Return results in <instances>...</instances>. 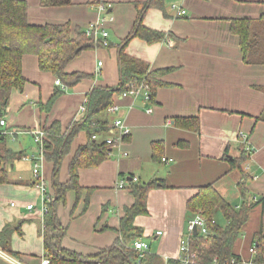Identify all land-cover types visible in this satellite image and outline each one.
I'll return each mask as SVG.
<instances>
[{
	"label": "crops",
	"instance_id": "0c3cea01",
	"mask_svg": "<svg viewBox=\"0 0 264 264\" xmlns=\"http://www.w3.org/2000/svg\"><path fill=\"white\" fill-rule=\"evenodd\" d=\"M24 1L30 25L68 23L85 31L100 22L108 33V48L84 51L65 66L66 74L85 75L73 86L62 81L56 86L57 78L41 72L35 56L22 59L26 84L11 93L4 116L6 128L34 130L56 122L64 134L84 117L79 108L93 88L118 85L119 43L138 23L136 2L146 0H70L68 6L49 8L41 7L40 0ZM100 5L104 12L99 11ZM172 6L182 9L184 15L176 17ZM163 8L164 13L148 9L141 25L164 33V39L147 44L133 38L125 54L146 63L150 71H169L156 79L159 85L153 87L151 103L114 94L113 105L118 110H107L102 119L110 127L122 120L130 135L111 146L109 158L98 167L80 170L81 189L67 192L64 202L58 203L55 215L64 233L60 246L83 257L111 247L120 237L123 210L134 203L131 187L155 181L158 186L146 196L147 214L133 219V227L139 230L134 240L148 244L146 262H178L180 242L188 238L187 225L195 216L186 204L199 188L212 184L236 210L244 201L260 202L248 213L246 224L255 218L254 227L246 229L234 245L243 264H250L254 255L249 249L256 244L259 231L264 240V93L259 90L264 85V66L244 63L240 37L232 25L249 20L254 39V28L264 16V0H163ZM56 91L61 93L50 110L42 113L45 110L40 106ZM147 109L151 112L146 113ZM177 118H197L198 129L179 127L173 122ZM240 134L246 136L251 153L243 150ZM14 140L16 149L7 148L21 158L7 164L8 181L0 183V233H7V248L15 256L0 247V264H41L46 258L41 194L34 186L30 164L22 159L31 149V140L24 133ZM86 140L80 132L71 142L61 162L60 183L67 181L70 160ZM233 159L241 160L240 167L232 168ZM52 167L44 160L41 173L53 197ZM122 181L124 188L120 189ZM28 205L34 208L27 210ZM219 217L225 226L226 220L216 210L217 225Z\"/></svg>",
	"mask_w": 264,
	"mask_h": 264
},
{
	"label": "trees",
	"instance_id": "16d2710c",
	"mask_svg": "<svg viewBox=\"0 0 264 264\" xmlns=\"http://www.w3.org/2000/svg\"><path fill=\"white\" fill-rule=\"evenodd\" d=\"M70 0H40V6L65 7ZM138 23L131 33L119 43L118 65L119 83L116 87L93 88L87 96V105L84 117L80 122L72 124L66 133L62 134L56 122L49 126L40 127L45 132L44 157L45 161L52 163V189L54 199L47 204L42 215V238L44 251L49 264H151L146 262L149 253L139 258V253L130 246V242L139 234V230L132 225L133 219L138 215L147 214L146 196L150 189L156 188L157 182L131 187L134 203L130 208L123 210L120 219L119 236L113 245L100 250L96 255L83 257L65 251L60 246L64 235L56 215L55 208L58 203L64 202L69 191L78 193L81 189L78 183V173L82 169L98 167L109 158L111 146L105 144L104 139L111 137L113 125L110 127L102 116L114 103V94L123 91L128 83L146 81L151 86V102L154 97L155 86L159 85L158 77L167 70L150 71L149 66L125 54L127 43L137 38L147 44L160 42L165 34L141 25V19L148 9H158L164 13L163 0H146L136 2ZM27 3L24 0H0V120L6 114L10 96L13 91H21L26 84L22 75V59L24 56H35L38 69L41 72L52 73L59 82L73 86L85 77L83 74H66L65 66L84 51L102 48L100 44L87 38L85 31L78 27L71 28L70 24L30 25L27 21ZM249 20L236 21L232 31L240 37V47L243 61L247 65L264 66V16L254 28V39L251 37ZM264 93V85L259 87ZM54 92L49 101L40 106L41 110L48 112L60 94ZM173 122L183 129L196 131L197 118H177ZM0 130V183H7V164L21 158V154L12 152L7 148V137ZM84 132L87 140L79 146L73 154L68 165V179L65 183L58 181L61 162L68 154L71 142L80 133ZM96 136V140L91 137ZM99 136L103 139L99 140ZM125 138H123L124 140ZM122 140V141H123ZM244 154V151L242 152ZM244 156V155H243ZM242 157V156H241ZM245 157L242 158V162ZM241 160L233 159L232 168L240 167ZM161 183V182H159ZM162 184V183H161ZM163 185V184H162ZM260 202L244 203L239 210L229 205L216 191L212 184L199 188L197 194L188 200L187 211L199 214L204 222L207 234H189L187 241L189 251L195 254L190 264H243L242 258L234 252V245L241 236L247 222L250 209ZM219 210L226 220L224 227L217 225L213 214ZM255 254L250 264H264V240L261 232L256 234ZM133 242V241H132ZM7 233H0V247L6 254L15 256L7 248ZM180 264L179 262H169Z\"/></svg>",
	"mask_w": 264,
	"mask_h": 264
},
{
	"label": "built area",
	"instance_id": "2783aa9c",
	"mask_svg": "<svg viewBox=\"0 0 264 264\" xmlns=\"http://www.w3.org/2000/svg\"><path fill=\"white\" fill-rule=\"evenodd\" d=\"M99 11L104 12L105 8L103 5H100L98 7ZM172 9L175 10L176 17H180L184 15V11L180 8H176V6H172ZM85 34L87 38H90L93 40V42L100 44L102 48H108L109 42L107 40L108 33L101 29L100 22H95L94 24L88 26L85 30ZM98 67H101V63H98ZM56 86H60V82L57 80L55 82ZM151 86L146 81H140L138 83H128L125 85L122 92L119 93L120 99H124L127 97L130 98H139L143 103L148 104L151 103ZM86 104L87 100H84L83 104L80 106L79 111L81 113H85L86 111ZM108 110L112 113H115L118 110V107L115 105H112ZM150 109L146 110V113H150ZM169 123V122H168ZM6 122L4 117L0 120V130L1 133L6 136L12 137L14 140L17 135L19 134H27L30 137L32 148L30 151L23 156V160L27 161L30 164L31 167V173L33 177V183L36 189L39 190L41 194V208L40 213L43 215V213L47 209V204L51 202L52 197L47 191L45 180L42 176V165L44 163L45 157H44V139H45V132L41 129H34V130H9L6 128ZM113 129L115 130V134L111 137H107L104 139L105 144L110 146H118L121 144L123 138L130 135V131L126 125L122 122V120H115L113 123ZM93 140H96V136L91 137ZM241 143L243 146V150L251 153L252 148H250L248 141L246 140V136L243 134H240ZM132 181H136V179H132ZM118 188L123 189L124 188V182H120L118 185ZM27 210H32L33 205H28L26 207ZM196 229L197 233H200L202 235H206V227L205 222L203 218L199 214H195V216L189 220L187 225V231L189 234L192 233V231ZM158 235L160 233H157ZM132 247L134 250H136L139 253V258H143L145 253L148 251V244L140 239L134 240L132 243ZM249 253L251 255L255 254V245H252V247L249 249ZM195 258V254L191 253L189 251L188 247V241L182 240L179 245V257L178 262L180 264H190L191 261ZM41 264H49V260L47 258H44L41 262Z\"/></svg>",
	"mask_w": 264,
	"mask_h": 264
},
{
	"label": "rangeland",
	"instance_id": "374dc122",
	"mask_svg": "<svg viewBox=\"0 0 264 264\" xmlns=\"http://www.w3.org/2000/svg\"><path fill=\"white\" fill-rule=\"evenodd\" d=\"M42 113H45V111H42ZM8 139H7V142H6V145L8 146V147H13V149H16V147H17V143H15L14 141L15 140H13L12 139V137H7ZM31 148H32V144H31ZM30 151V150H29ZM28 151V152H29ZM27 152V153H28ZM23 165V168H25V170L27 171V169H26V167H27V165L26 164H22ZM30 171H31V169H30ZM47 180V179H46ZM259 204H257L256 206H258ZM33 208H34V206H33ZM221 217H219V225L220 226H224L222 223H223V218L221 219ZM259 220V219H258ZM256 222V220H255V218L254 219H251L250 218V220H249V223L248 224H245V226H244V229H243V231H242V234H241V236L239 237V240L241 239V237H242V235H243V232L245 233V230L246 229H248V228H251V227H254V223ZM247 227V228H246Z\"/></svg>",
	"mask_w": 264,
	"mask_h": 264
},
{
	"label": "water",
	"instance_id": "95a60500",
	"mask_svg": "<svg viewBox=\"0 0 264 264\" xmlns=\"http://www.w3.org/2000/svg\"><path fill=\"white\" fill-rule=\"evenodd\" d=\"M192 234H193V235H197V230L194 229V230L192 231Z\"/></svg>",
	"mask_w": 264,
	"mask_h": 264
}]
</instances>
